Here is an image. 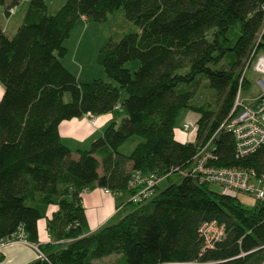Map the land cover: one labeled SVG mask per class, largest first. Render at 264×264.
<instances>
[{"label":"trees","instance_id":"obj_1","mask_svg":"<svg viewBox=\"0 0 264 264\" xmlns=\"http://www.w3.org/2000/svg\"><path fill=\"white\" fill-rule=\"evenodd\" d=\"M263 4L66 0L52 15L45 0H29L12 37L0 26V239L22 226L28 242L45 256L30 264H91L112 255L119 256L118 264H262L263 203L246 208L237 197L211 192L207 183L187 175L89 233L82 194L97 187L128 191L132 170L164 177L189 167L197 147L229 118L245 61L253 51L264 53ZM0 6L7 12L13 5L0 0ZM120 8L139 30L109 41L97 56L116 85L80 82L62 63L65 40L81 17L103 22ZM201 79L215 92L214 107L193 102ZM66 93L70 102L64 101ZM119 104L126 116L73 158L60 138V124L110 113ZM182 108L199 114L193 142L175 138ZM132 136L142 141L130 154L121 153ZM214 146L216 165L264 173V145L236 160L232 135L220 131ZM48 206L57 207L47 221L51 241L40 244L38 222ZM213 220L224 224L225 238L203 251L199 227Z\"/></svg>","mask_w":264,"mask_h":264},{"label":"built area","instance_id":"obj_2","mask_svg":"<svg viewBox=\"0 0 264 264\" xmlns=\"http://www.w3.org/2000/svg\"><path fill=\"white\" fill-rule=\"evenodd\" d=\"M16 9L17 4L11 6L7 14L9 16L13 15ZM261 9L264 14V4L261 6ZM262 32H264V23ZM251 64L254 73L258 76L256 83L260 89V93L250 100V104H246L241 100L240 95L246 81V69ZM116 109H120V105L115 106ZM86 116L91 118V123H95V116L91 114H87ZM190 129L191 126L188 123L183 124V131L188 132ZM220 131H226L232 135L236 160H243L253 155L264 145V53L252 52L250 58L246 61V67L239 79V88L229 118L220 125L219 129L207 142L197 147V152L192 157L189 167L178 172L180 176L190 175L197 178L199 183L219 186L221 194L224 196L236 198L238 195L244 194L264 204V173H260L249 167H228L215 164L217 157L214 140ZM170 175L171 173L164 177ZM164 177L152 172L142 173L140 170H132L127 181L129 202L137 207L145 205L156 194L159 184ZM103 190L105 193L115 194L109 189ZM198 232L203 239V251L212 249L216 243L225 238L224 224H220L215 220L203 222ZM47 237H51L49 233ZM11 243L30 245L22 226H19L17 231L10 237L0 239V248ZM31 245L39 252V258L45 259V256L39 251L38 246Z\"/></svg>","mask_w":264,"mask_h":264},{"label":"rangeland","instance_id":"obj_3","mask_svg":"<svg viewBox=\"0 0 264 264\" xmlns=\"http://www.w3.org/2000/svg\"><path fill=\"white\" fill-rule=\"evenodd\" d=\"M61 4L58 0H47L49 6V12L54 15L57 11V5ZM26 1L23 0L20 6L16 9V15H13L12 23L8 26V34L11 37L14 35L15 30L19 27L23 21V16L26 10ZM7 18L5 16L4 7L0 6V24L2 28L6 26ZM14 26V28H13ZM14 29V30H12ZM18 29V28H17ZM139 29L136 25L130 22L125 17V13L122 8L115 10L107 15V19L103 22L92 21L90 19L77 20L75 27L70 33V36L65 40L64 46L67 49L68 54L62 59L64 65H66L73 73L81 72L80 81L83 83L91 82L93 79H103L116 85V83L107 78L102 66L98 63L97 56L99 50L109 41L117 42L123 35L137 32ZM13 31V32H11ZM238 35V28L231 31L229 37L235 39ZM246 67V61L242 70ZM246 84L242 89L240 98L246 104L251 103V99L255 98L259 93L260 89L256 83L258 78L257 74L254 73L252 64L246 69ZM124 96L121 98V102ZM64 101L70 102L71 96L66 93L64 95ZM193 102L196 105H202L204 103H210L212 107L215 106V92L210 89L205 80L201 79L199 85L195 88V95ZM121 104V103H120ZM120 115L125 114V108H120L116 111ZM116 113V114H117ZM88 117V116H87ZM199 114L193 110L182 108L178 112L175 129L182 130L184 123H188L191 126L190 131H181L183 134L193 136L197 131V120ZM91 120V118H90ZM94 124V123H92ZM142 139L138 136L130 137L120 148L119 151L123 154H130L135 146L140 143ZM102 170L99 169V172ZM179 173L171 174L168 177L162 178L160 182V189L165 188L169 183L179 182L181 180ZM207 188L209 191L221 194V188L214 184H208ZM237 201L246 208H252L256 205L257 201L255 198L240 194L237 197ZM136 208L137 206L133 203L128 204ZM119 256L112 255L109 257L102 258L100 260L92 261L91 264H118ZM264 264V262L262 263Z\"/></svg>","mask_w":264,"mask_h":264},{"label":"crops","instance_id":"obj_4","mask_svg":"<svg viewBox=\"0 0 264 264\" xmlns=\"http://www.w3.org/2000/svg\"><path fill=\"white\" fill-rule=\"evenodd\" d=\"M22 1L23 0H7V4L10 6L17 4V7H19ZM25 1L26 4H28L29 0ZM58 1H61V4L59 3V5H57V8L59 10L65 4L66 0ZM45 2L47 4V0H45ZM47 7L49 10L48 4ZM4 11L5 16L7 18V24L2 29L4 33L10 38L11 35L8 34L7 30L8 26L12 23L13 15H16V12L13 15L9 16L6 12L5 7ZM81 19L86 20L84 16L81 17ZM0 26L2 27L1 24ZM17 28L15 30V33L17 31ZM64 66L80 81L82 71L77 72L76 74L73 73L66 65ZM2 94L3 86L0 83V99ZM116 111H118V109L113 110L112 112L104 115L95 116L94 124L91 123L90 118L86 115L81 118L63 121L60 124V138L63 144L70 149L73 158H78L79 150H89L91 144L103 135V132L108 125H110L111 123H115L116 125H118L120 121L126 116V112L125 114L120 115ZM195 135L196 134H194L193 136H188V134L185 135L180 130L175 129V138L181 143L193 142L195 140ZM128 202V191H121L115 194H109L105 193L103 188L97 187L88 192L83 193L82 206L84 208L85 218L87 222V231L89 233L94 232L111 222L122 219L127 213L131 211V206L128 205ZM56 210V206H48L46 209L45 218L40 219L38 222L40 243H46L51 241V237H47V221L48 219H51L53 212ZM38 253L39 252L31 244L27 245L23 243H11L0 248V264H30L39 259Z\"/></svg>","mask_w":264,"mask_h":264}]
</instances>
